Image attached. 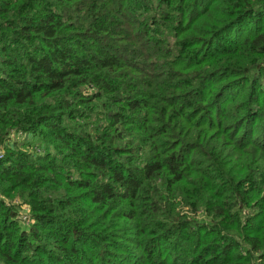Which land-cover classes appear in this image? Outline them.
<instances>
[{
    "label": "trees",
    "instance_id": "16d2710c",
    "mask_svg": "<svg viewBox=\"0 0 264 264\" xmlns=\"http://www.w3.org/2000/svg\"><path fill=\"white\" fill-rule=\"evenodd\" d=\"M0 264H264V0H0Z\"/></svg>",
    "mask_w": 264,
    "mask_h": 264
},
{
    "label": "rangeland",
    "instance_id": "374dc122",
    "mask_svg": "<svg viewBox=\"0 0 264 264\" xmlns=\"http://www.w3.org/2000/svg\"><path fill=\"white\" fill-rule=\"evenodd\" d=\"M11 136H12V135H11ZM19 138H22V139H24L25 137L21 136V137H19Z\"/></svg>",
    "mask_w": 264,
    "mask_h": 264
}]
</instances>
